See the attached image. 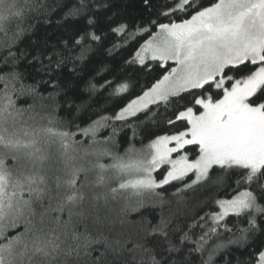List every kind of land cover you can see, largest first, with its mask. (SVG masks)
Instances as JSON below:
<instances>
[{"label": "snow or ice", "instance_id": "1", "mask_svg": "<svg viewBox=\"0 0 264 264\" xmlns=\"http://www.w3.org/2000/svg\"><path fill=\"white\" fill-rule=\"evenodd\" d=\"M0 264H264V0H0Z\"/></svg>", "mask_w": 264, "mask_h": 264}, {"label": "trees", "instance_id": "2", "mask_svg": "<svg viewBox=\"0 0 264 264\" xmlns=\"http://www.w3.org/2000/svg\"><path fill=\"white\" fill-rule=\"evenodd\" d=\"M160 2L161 3H163L164 2V0H160ZM131 11V10H130ZM101 103H104L103 101H101ZM113 103H115V101H111V102H109L108 103V107H111V105L113 104ZM129 135H131V133L129 132ZM146 142V141H145ZM138 147H139V145H137Z\"/></svg>", "mask_w": 264, "mask_h": 264}]
</instances>
